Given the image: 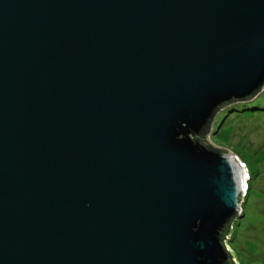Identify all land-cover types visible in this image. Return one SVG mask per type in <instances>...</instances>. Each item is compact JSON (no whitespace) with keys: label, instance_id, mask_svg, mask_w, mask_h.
I'll use <instances>...</instances> for the list:
<instances>
[{"label":"water","instance_id":"95a60500","mask_svg":"<svg viewBox=\"0 0 264 264\" xmlns=\"http://www.w3.org/2000/svg\"><path fill=\"white\" fill-rule=\"evenodd\" d=\"M262 91L264 0H0V264H226Z\"/></svg>","mask_w":264,"mask_h":264},{"label":"rangeland","instance_id":"374dc122","mask_svg":"<svg viewBox=\"0 0 264 264\" xmlns=\"http://www.w3.org/2000/svg\"><path fill=\"white\" fill-rule=\"evenodd\" d=\"M247 104L257 107L238 109ZM213 127L207 140L231 152L248 172L240 219L227 239V249L237 264H264V91L252 100L224 107Z\"/></svg>","mask_w":264,"mask_h":264},{"label":"trees","instance_id":"16d2710c","mask_svg":"<svg viewBox=\"0 0 264 264\" xmlns=\"http://www.w3.org/2000/svg\"><path fill=\"white\" fill-rule=\"evenodd\" d=\"M261 93V92H260ZM260 93H256L254 95H252L251 97L247 98V100H252L254 99L255 97H257ZM261 96V95H260ZM260 98V97H259ZM261 99V98H260ZM247 100H241V101H237L239 103H244V102H247ZM234 102H230V103H227L225 104L224 106L222 107H219L217 108L214 113H213V116L206 122L205 125L202 126V129L201 131L199 132V134L195 135L193 139H195L202 147H205L206 149L208 150H213V151H217V152H223L219 149H214L211 144L207 143L205 140H206V136L208 134H210V132L212 130H214V127H213V121H214V118L217 116V114H219L221 112V110L227 106V105H230V104H233ZM260 104V103H259ZM243 106V108L247 109L248 108H255L257 107V104H247V105H241V106H238V109L241 108ZM240 212L239 211H236L230 218L229 220L226 222V224L221 228L222 230L220 231V235H219V240L221 241L222 245H223V248L227 254V260L225 261L226 264H237L234 262V258H233V252L232 251H229L227 249V242L229 239V237L231 236V234L233 233V226L234 224L236 223V221L239 218L240 216Z\"/></svg>","mask_w":264,"mask_h":264}]
</instances>
